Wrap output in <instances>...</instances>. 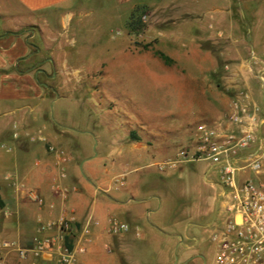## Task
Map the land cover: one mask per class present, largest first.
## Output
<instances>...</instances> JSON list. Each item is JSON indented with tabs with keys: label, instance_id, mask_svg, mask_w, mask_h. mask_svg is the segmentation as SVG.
Wrapping results in <instances>:
<instances>
[{
	"label": "crops",
	"instance_id": "crops-1",
	"mask_svg": "<svg viewBox=\"0 0 264 264\" xmlns=\"http://www.w3.org/2000/svg\"><path fill=\"white\" fill-rule=\"evenodd\" d=\"M93 1L0 0V129L7 126L17 134L11 142L1 143L0 148L6 147L8 161L18 172L21 161L28 163L22 194L33 189L42 198V203L32 200L33 207L23 209L30 210L35 219L24 225L35 234L38 218L54 220L61 214L72 217L70 242L88 240L85 252L78 255V261L84 264H175L177 250L181 264H188L190 256L184 249L195 244L197 237L187 226L186 206H197V199L186 181L188 177L204 180L205 164L201 162L204 166L200 167L197 165L200 162H182L174 168L158 170L153 165L156 161L146 163L142 150L134 149L136 141L116 136L113 128L107 129L110 136L105 140L91 129L84 130L91 135L93 146L99 144L109 149L102 156L91 150L74 156L69 146H80L77 141L73 143L74 129L55 120L52 114L53 104L60 99L57 90L53 89L55 96L50 95L52 86L39 80V74L53 67L56 71L51 78L61 74V83L65 85L78 75L77 71L91 68ZM224 1L220 15L215 18L204 23L202 15L190 18L198 19L194 22L195 33H190L188 39L183 37L181 45L192 50L194 46L213 44L218 56L230 55L232 62L215 67L230 88L231 99L247 92L264 113V89L256 78L264 65V0H243L253 17V24L244 32H240L237 21L231 17L236 15L234 0ZM145 3L133 2L132 6ZM118 33L116 30L113 35ZM167 35V40L175 45L182 38L176 31ZM115 36L108 39V45L115 46L109 47V55L103 62L105 73L111 75L105 77L107 85L114 83L113 71L130 61L147 75H155L153 64L149 66L144 61L143 53L129 48L128 39L122 45V40ZM199 67V78L195 73L189 77L191 73L189 80L205 84L208 66L203 62ZM165 78L160 79L170 83ZM115 89H112L115 98L118 95L130 98L121 87ZM19 136L27 139L20 142ZM50 146L62 149L63 154L49 150ZM215 201L216 221L221 213ZM165 212L170 213L168 219ZM111 216L126 222L129 229L111 231L107 222ZM195 223L203 226L199 219ZM24 225L9 221L3 226Z\"/></svg>",
	"mask_w": 264,
	"mask_h": 264
},
{
	"label": "rangeland",
	"instance_id": "rangeland-1",
	"mask_svg": "<svg viewBox=\"0 0 264 264\" xmlns=\"http://www.w3.org/2000/svg\"><path fill=\"white\" fill-rule=\"evenodd\" d=\"M141 1L147 3L132 6L133 2ZM245 1H232L236 15L231 17L237 21L240 32H244L253 24V17L249 15ZM224 4V0H94L91 3V68L77 71L78 75L65 85L61 83V74L53 78L54 80L51 78V74L56 71L53 67L39 74V80L52 86V89H49L50 95L55 96L53 89H56L60 97L59 101L53 104L54 119L74 129L72 132L76 138L72 142L80 143L78 148L72 143L73 146H69L70 152L76 156L87 154L91 150L93 153L99 152V156H102L103 152L109 149L99 144L93 146L91 135L84 130L91 129V132L105 140L110 136L107 129L113 128L116 136L137 142L134 149L142 150L147 158L146 163L165 160L174 156L179 149L194 143L200 123L223 121L232 99L230 88L223 83L215 66L223 67L226 62H232V57L218 56L213 44L207 47L194 46L189 50V46H182L181 42L183 37L188 39L195 33L194 22H198V19L190 18L202 15L204 23L220 15ZM252 5L254 4L249 6ZM133 12L144 23V27L138 32L131 31L128 26ZM116 30L119 32L117 36L113 35ZM170 31H176L182 36L177 45L167 40ZM110 35L122 40V45L124 39H128L129 48L143 53L144 61L149 66L153 64L155 75H147L130 61L113 71L114 83L107 85L105 77L111 75L105 73L103 62L109 55V47L115 46L108 45ZM159 53H163L166 59ZM203 62L208 66L207 82H190L189 77H194L195 74L199 78V63ZM188 74L191 76L188 77ZM163 76L170 83L160 79ZM115 87L127 91L130 98L119 95L115 98ZM68 97H73L75 102ZM15 137L14 132L7 126L0 129V144L9 143ZM26 139L23 136L19 141L24 142ZM27 164L24 160L21 161V171L18 172L17 167H13L8 161L6 147L0 148V239L14 240L20 246L30 245L34 234L24 225L30 224L34 219L30 210H23L33 207L32 199L21 191V187H25L23 175ZM197 165L201 167L203 164L200 162ZM140 170L144 171L145 168ZM4 175L9 178H3ZM182 176L185 177L183 173ZM188 178L186 184L194 191L197 206H186L189 220L187 226L189 231L196 235L197 241L184 250L190 256L188 264H209L213 246L207 236L216 217V187L205 182L203 178ZM191 207L193 208L189 210ZM169 214L164 213L166 219ZM198 219L203 226L195 223ZM9 221L23 224L25 227L3 226ZM186 241L192 242L190 239ZM196 253L198 255H195ZM177 256L174 262L181 264L178 250ZM0 264L29 263L21 259L16 251L0 249Z\"/></svg>",
	"mask_w": 264,
	"mask_h": 264
},
{
	"label": "built area",
	"instance_id": "built-area-1",
	"mask_svg": "<svg viewBox=\"0 0 264 264\" xmlns=\"http://www.w3.org/2000/svg\"><path fill=\"white\" fill-rule=\"evenodd\" d=\"M264 89V65L256 74ZM16 136L17 134L14 133ZM194 143L174 156L153 163L158 170L182 162L205 164L204 180L216 187L221 213L211 224L207 239L213 246L209 264H264V113L247 92L236 94L223 121L200 123ZM44 139L43 137H39ZM63 154L62 149L49 147ZM7 178H9L7 176ZM26 195L42 203L33 189ZM73 218L64 214L54 220L38 218L36 233L28 246L0 239V249L16 251L29 264H84L78 255L86 250V238L67 244ZM113 232L129 229L115 216L108 218ZM88 228H84L87 233Z\"/></svg>",
	"mask_w": 264,
	"mask_h": 264
},
{
	"label": "trees",
	"instance_id": "trees-1",
	"mask_svg": "<svg viewBox=\"0 0 264 264\" xmlns=\"http://www.w3.org/2000/svg\"><path fill=\"white\" fill-rule=\"evenodd\" d=\"M133 12L132 15H130V19L128 21V26L131 31L138 32L141 28L144 27V23L140 20V17L137 15H134ZM163 58L166 59V56L163 53H159ZM67 244L70 246V240L68 239Z\"/></svg>",
	"mask_w": 264,
	"mask_h": 264
}]
</instances>
